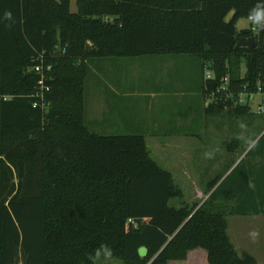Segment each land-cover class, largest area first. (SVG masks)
Instances as JSON below:
<instances>
[{"label": "trees", "instance_id": "16d2710c", "mask_svg": "<svg viewBox=\"0 0 264 264\" xmlns=\"http://www.w3.org/2000/svg\"><path fill=\"white\" fill-rule=\"evenodd\" d=\"M76 4L72 13L71 0H0V264H94L106 253L125 264H169L198 249L208 264H257L232 243L227 217L264 216L263 198L261 208L239 198L232 207L217 202L222 183L199 208L187 204L144 135L91 129L86 82L95 59L193 56L202 63L204 96L206 86L216 91L225 78L233 93L206 113L245 116L251 109L239 97L264 96V25L252 24L253 32L238 30L237 22L264 0ZM253 36L256 48L237 47L240 38ZM58 45L67 46L65 54L52 57ZM43 53L53 65L45 107L35 97L39 77L31 71ZM263 140L247 156L264 159V146L255 151ZM173 199L180 207L170 206Z\"/></svg>", "mask_w": 264, "mask_h": 264}, {"label": "crops", "instance_id": "0c3cea01", "mask_svg": "<svg viewBox=\"0 0 264 264\" xmlns=\"http://www.w3.org/2000/svg\"><path fill=\"white\" fill-rule=\"evenodd\" d=\"M171 61L169 59L168 63ZM186 64L194 70L195 78L182 79L177 82L175 80L172 81V84L178 86L180 82L185 85L186 83H195L192 88L194 91L190 94L183 87L181 88L187 95L194 96V100L199 102V111L189 115L186 121V125H190V132L181 129V125L184 124L175 120L178 119L177 117L172 120V127H167V120L165 121L162 116L155 117L148 123L151 126L149 128L142 124V117L136 118L132 115L136 108H133V104L128 103L130 100L121 99L122 104H116L115 100L118 94L102 89L99 90L98 100V104L102 105L101 111L94 117L91 112L87 114L86 109L89 126L93 131L102 135L115 134L118 130L135 131L144 135L152 158L171 173L174 183L181 188L185 201L191 206L197 205L199 208L223 183L219 188L222 202H227L230 206L233 200L239 198L238 200L241 202L246 201L244 204L246 207L261 208L263 205H261L260 199L264 200V179L261 180L260 177L255 179L254 177L263 171V164L258 165L256 162L258 158L262 157L254 158L247 156V153L257 144L256 142L264 132V127L247 128L245 126L243 121L250 118L251 112L245 116L227 112L222 114L206 113L208 104L205 103L202 93V63L199 60L190 59ZM97 66L100 70L105 68L104 64ZM159 83H163L161 86L165 87L164 83L167 82L160 80ZM184 92L181 93L185 94ZM105 96L106 98H104ZM154 107L155 105L149 104L150 109ZM229 141L230 143L226 147ZM205 152L213 153V158H205ZM244 163L245 165H243ZM241 165L243 166L241 167ZM251 166L254 168V175L249 170ZM238 168L240 170L235 176L234 170ZM219 178L221 180L224 178V180L222 182L220 180L215 187L210 189ZM258 184H263L259 186L260 192L255 191L256 194H253L252 192L257 190ZM192 253L193 251L189 252L186 261H172L169 264L187 263ZM203 258L207 259L206 252L203 254Z\"/></svg>", "mask_w": 264, "mask_h": 264}, {"label": "rangeland", "instance_id": "374dc122", "mask_svg": "<svg viewBox=\"0 0 264 264\" xmlns=\"http://www.w3.org/2000/svg\"><path fill=\"white\" fill-rule=\"evenodd\" d=\"M71 12H77L76 0H71ZM230 16L228 19H230ZM237 28L238 30H248L252 28V23L249 19L242 18L237 22ZM61 51L62 49H59V52ZM169 59L172 60L171 63H168ZM190 59L197 60L196 57L188 55H147L134 58L95 59L91 64L90 76L86 82L87 114L88 112L89 114L91 112L95 117V115L101 111L102 105L98 104L99 90H110L114 91L119 96H117L115 100L116 104L121 105V99L130 100L128 103L133 104V108H136L133 110L132 115L136 118L142 117L143 125H147V127L150 128L151 126L148 125V123L151 122L153 118L162 116L165 121L167 120V127H172V120L177 117L178 119L175 120L184 124L181 125V129L190 132V125H186V121L189 115L199 111V102L194 100V96L187 95L181 90V88L183 87V89L190 94L194 91L192 88L195 83H186L185 85L180 82L178 86L172 84V81L175 80L177 82L182 79L195 78V74L193 73L194 70L186 64ZM99 64L105 65L104 70L99 69L97 66ZM242 72H245L244 66L242 67ZM160 80L167 82L168 85L167 83H164L166 86L162 87L161 85H163V83H159ZM181 92H184L185 94ZM108 97H110V95H108ZM104 98H106V96ZM204 99L205 103L209 105L210 102L205 96ZM150 103L153 106L155 105L153 109L149 108ZM263 103V95H256L250 102L249 106L252 114L249 115L250 118L243 121L247 128L264 127V115L255 114L258 107L263 105ZM116 133L119 135L139 134L135 131L129 132L126 130H118ZM262 136H264V132L258 139V142ZM229 143L230 141L226 144V147ZM263 146L264 140L260 142L255 151L261 153L260 150ZM253 157L255 158L256 156ZM260 161L261 163H258ZM256 162L258 165H264V159L262 158H258ZM245 163L243 165H245ZM223 180L224 178L221 182ZM183 201H185V199H183ZM237 201L238 200H233L230 203V206L232 207L236 205ZM181 202L178 199H173L169 204L172 207H180ZM217 202L228 204L227 202H222L220 197L217 199ZM238 202L240 203V201ZM227 222L229 237L239 253L248 252L255 257L257 264H264V216H228ZM205 252L206 251L202 249L193 251L189 261L184 264H208L207 259L203 258ZM94 264L125 263L122 260L113 257L111 254L106 253L96 257Z\"/></svg>", "mask_w": 264, "mask_h": 264}, {"label": "built area", "instance_id": "2783aa9c", "mask_svg": "<svg viewBox=\"0 0 264 264\" xmlns=\"http://www.w3.org/2000/svg\"><path fill=\"white\" fill-rule=\"evenodd\" d=\"M251 29L253 32L257 31L256 26H253ZM66 47L67 46L64 47V46L58 45L55 48L54 54H52L51 56L56 57L58 55L65 54ZM59 49H62V51L59 52ZM52 70H53V65L50 63L49 59L46 57V55L44 53L39 55L36 65L33 68H31V71L34 72L39 77L35 97L37 99H39V101L41 102V105L43 107L47 106L46 105L47 104L46 103V95L51 90L50 86L48 85V82H49L50 73L52 72ZM212 79H213L212 72L210 70L206 69L204 72V80L210 81ZM224 82H225V84L222 87L218 88L216 91H214V90L210 91L208 89V86H206L205 91L207 93H205V98L208 99V101L210 103H213V102L228 103L230 98L233 97V93L229 88L228 78H225ZM258 95H261V94H258ZM254 98H255V95L248 97L247 95L242 94L239 97L238 103L239 104H250V102ZM238 103H236V104L238 105ZM37 105H38V100L34 103L33 106L36 107ZM255 114L264 115V103H263V105H260L258 107L257 112H255ZM129 223L131 225H133L134 228H138L139 224L136 220L130 219Z\"/></svg>", "mask_w": 264, "mask_h": 264}, {"label": "clouds", "instance_id": "9594fccd", "mask_svg": "<svg viewBox=\"0 0 264 264\" xmlns=\"http://www.w3.org/2000/svg\"><path fill=\"white\" fill-rule=\"evenodd\" d=\"M4 18L10 20L12 18V13L10 11H5L4 12ZM248 19L252 24L261 28V25H264V5L258 4L256 7L251 9L249 16H248ZM204 156L207 159H211V158H213L214 154L210 153V152H205ZM253 235H255V234H253Z\"/></svg>", "mask_w": 264, "mask_h": 264}, {"label": "water", "instance_id": "95a60500", "mask_svg": "<svg viewBox=\"0 0 264 264\" xmlns=\"http://www.w3.org/2000/svg\"><path fill=\"white\" fill-rule=\"evenodd\" d=\"M233 17V14H231L230 19ZM229 18V17H228ZM227 18V21H230V19ZM258 45V37L257 36H253L251 38H240L239 39V43L237 45V47H247L250 49H254L256 48ZM148 254V250L145 247H142L139 250V255L141 258H145Z\"/></svg>", "mask_w": 264, "mask_h": 264}]
</instances>
